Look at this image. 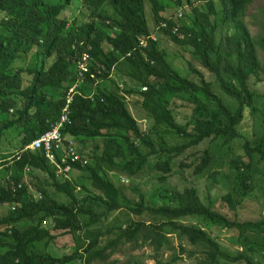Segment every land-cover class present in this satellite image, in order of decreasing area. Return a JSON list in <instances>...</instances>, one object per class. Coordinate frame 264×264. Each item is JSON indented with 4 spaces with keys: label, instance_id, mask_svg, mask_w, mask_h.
<instances>
[{
    "label": "trees",
    "instance_id": "1",
    "mask_svg": "<svg viewBox=\"0 0 264 264\" xmlns=\"http://www.w3.org/2000/svg\"><path fill=\"white\" fill-rule=\"evenodd\" d=\"M249 1L0 0V168L12 163L11 170L6 168L0 177V206L8 205L6 213H0V264H75L79 260L99 264L120 244L138 245L139 239L157 253L168 244L169 233L202 246L206 264H217L218 259L256 264L250 256L263 251L264 217L238 221L214 209L211 200L204 203L193 181L215 154L208 146L191 150L205 140L220 138L223 144L230 143L242 135L238 124L244 110L258 109L254 104L257 93L249 80L264 82V64L257 52L260 48L264 53V22L257 36L250 34L243 22ZM146 2L153 15L152 29L145 17ZM171 8L174 12L165 15ZM178 11L183 17L177 16ZM190 11L192 18L187 17ZM163 22L166 25L157 29ZM173 26L177 33L172 32ZM151 32L162 33L188 49L221 90L237 101L235 109L211 90L210 82L190 61L185 62V73L173 65L159 48L158 37L140 47V38ZM85 50L91 56L90 70L69 103L71 122L62 129L67 138L78 142L77 151L86 160L84 165L74 163L69 173L80 172L79 179L62 180L42 148H28L9 162L3 147L11 144L10 138L17 139L22 149L59 118L67 89L78 81L76 61ZM30 53L33 63L19 64L21 56ZM193 73L200 77V84L190 78ZM114 74L138 86L121 90ZM132 95L140 98L130 101ZM176 95L181 103L170 106ZM131 106L138 117L150 121L148 126L140 125ZM152 135L159 139L158 147ZM166 136L182 142L169 145ZM244 149L250 159L257 153L264 160L260 146L250 148L245 142ZM182 153L192 157L180 163L192 170L188 185L181 190L160 185L148 193L130 186L139 200H127L118 185L120 173L134 180L149 173L148 167L157 182H165L171 160ZM150 156L157 158L154 164ZM228 168L232 173L226 177H232L233 186L220 198L235 210L246 199L254 200L257 189L252 184L250 160L233 156ZM32 171L45 174L33 190L24 180L25 172ZM49 186L65 199L54 198ZM122 208L137 216L146 214L149 220L126 218L122 227L116 217L119 222L109 224L110 217ZM186 217L234 229L242 251L235 255L221 251L205 230L181 222ZM47 219L53 226L42 225ZM52 230L72 237L75 245L70 253L56 255L49 250L58 235ZM177 259L172 255L170 261ZM157 264L162 263L158 260Z\"/></svg>",
    "mask_w": 264,
    "mask_h": 264
},
{
    "label": "rangeland",
    "instance_id": "2",
    "mask_svg": "<svg viewBox=\"0 0 264 264\" xmlns=\"http://www.w3.org/2000/svg\"><path fill=\"white\" fill-rule=\"evenodd\" d=\"M215 1L216 3H219V0ZM145 6V17L147 19L148 25L152 29L154 25L152 23L153 15L149 10V5L147 2ZM105 8L107 9V7ZM172 12H174L173 8L166 10L164 14L169 15ZM192 15L193 13L190 11L187 17L192 18ZM243 22L250 31V34L253 36H257V34L262 31V24L264 22V0H251L246 4ZM157 37L160 40L159 48L163 50L165 56L172 62L173 65L176 67L178 66V68L183 73H185V69L187 68L185 62L190 61L192 66L203 74L205 80L210 82L211 90L220 96L223 99V102L230 109H235L237 106V101L229 95H226L221 90L215 77L208 70H206V68H203L195 59H193L188 49H183V47L174 44L167 36L162 33H157ZM257 52L261 64H264V53L260 50V48H257ZM33 61L34 59L32 53H30L27 56L22 55L19 64H30L33 63ZM114 76L117 83L121 85V90H126L128 86L133 85L132 81L125 77H120L119 74H114ZM190 78L199 84L201 83L200 77L194 73L190 75ZM249 83L257 93V96L254 99V104L258 107V109L251 111L249 107H247L244 110L243 119L238 124V130L242 135L233 139L228 144H223L222 140L217 138L213 141L205 140L191 148V150L201 151L208 146L215 154L214 160L212 159L208 168L201 175L195 177L193 181V185L197 188L200 199L204 203H207L209 200H211L214 209L225 214L230 219H236L238 221L259 220L260 218L264 217V160L260 159L259 154L257 153H253L250 159V155H248L244 149L245 142L249 143L250 148H253L254 146H260L262 149H264V82L254 83L252 80H249ZM133 86L138 85L135 84ZM183 96L186 97L187 95ZM128 97L130 101L140 98L138 95H132ZM198 99L200 101H205L200 95L198 96ZM180 103L181 98L176 95L171 101L170 106H177ZM131 109L135 116H137L138 113L135 112V107L131 106ZM138 118L140 125L143 128L149 125V120L144 118L141 119L140 117ZM152 138L156 143V147H158L157 144L159 143V139L155 135H152ZM164 139L169 145L182 142V139L177 137L166 136ZM10 142L11 144H6L3 148H5L4 151L7 154L13 155L16 151H18V140L10 138ZM76 143L77 149H79L80 146L78 142ZM228 145H230L231 148H229ZM233 156L240 157L245 162L250 160V164L253 168L251 172L252 184L257 189V194L254 196V200L246 199L238 208L235 210H230L226 203L222 202L220 197L229 191L233 186L232 177H226L232 173V171L228 168V160ZM191 159L192 157H186V153H182L172 159L171 172L165 182H157L153 176V170L147 167L146 171L149 173L141 174L137 178H134V180H130L128 177L120 173V178L118 177V185L121 186L124 194L127 197V200L129 201L134 199L136 201L139 200L138 194L134 193L130 189V186H137L139 190L145 193L151 192L153 188H156L160 185H164L169 188H178L181 190L185 185H188V183L191 182L189 174L192 170L189 167L183 168L180 163L186 164ZM156 160L157 158L153 156L149 157V162L151 164H154ZM11 166L12 163H9L8 167L5 165L1 167L0 177L2 175L4 177L6 172L5 169L8 168V170H11ZM74 173H76L75 176L69 175V179L71 178L72 181L77 180V174H80V172ZM110 174L111 177H113V173ZM44 178L45 174L40 171H32L30 173L25 172L24 174V180L29 183L31 190L34 189V183L40 184L39 182H42ZM48 191L51 192L53 197L58 200L65 199L62 194L54 192L51 186H49ZM36 195H38V193ZM236 198L239 197L237 196ZM7 210V204L0 206L1 214L6 213ZM116 217L119 220H122L120 223L122 227L126 225V221H123L126 218H130L129 220H149L146 214L137 216L133 213H127L126 209L122 208L116 211L114 215L110 217L108 223H118L119 220L115 219ZM46 221L47 222H42L44 227L53 226V222L50 219H47ZM181 222L184 224H194L205 230L217 242L219 249L223 252L235 255L237 252L242 251V247L238 243V233L234 229L222 228L216 226L212 222H206L204 219L200 218L186 217L181 219ZM106 228L107 227L104 225L103 229ZM51 233L58 234L56 239L50 243V246L48 247L53 254L60 255L62 253H70L73 250L75 243L69 234H60L59 231L54 230H52ZM253 234L254 233L252 232H247L248 236H252ZM112 236L113 235L110 234L104 237L102 240L105 241L108 237ZM167 236L168 244L163 245V247L157 251V253H155L153 247L147 244V242H145V244H141V239H139L138 245H134L133 242L120 244V246L117 247L112 255H109L105 261L99 262V264H157L158 260L162 264H199L200 262L202 264H206V255L203 252L204 249L202 246H194L185 238H179L176 233H169ZM181 248H183V250H181ZM260 249L263 250L261 253H255L250 256L256 262V264H264V245L263 247H260ZM172 255H176L178 257V259L174 262L170 261ZM75 264H83V262L79 260ZM217 264L232 263L225 262L223 259H218ZM240 264L245 263L241 262Z\"/></svg>",
    "mask_w": 264,
    "mask_h": 264
},
{
    "label": "built area",
    "instance_id": "3",
    "mask_svg": "<svg viewBox=\"0 0 264 264\" xmlns=\"http://www.w3.org/2000/svg\"><path fill=\"white\" fill-rule=\"evenodd\" d=\"M174 30H176V28ZM140 44L145 45L144 41H140ZM89 59V55L83 53L77 61L79 76H83V73L88 72ZM90 76L93 77V75ZM73 93L74 86L70 87L66 92V102L60 112L59 119L56 120L48 130L34 138L27 146L32 149L42 148L44 156L55 166L56 172L62 175L64 179L68 178V173L74 163H86V160L76 151L74 141L71 139L65 140L62 134L64 125L71 122L69 117V103L72 100ZM19 186L20 185H18V187ZM12 191L14 192L15 188H12Z\"/></svg>",
    "mask_w": 264,
    "mask_h": 264
},
{
    "label": "clouds",
    "instance_id": "4",
    "mask_svg": "<svg viewBox=\"0 0 264 264\" xmlns=\"http://www.w3.org/2000/svg\"><path fill=\"white\" fill-rule=\"evenodd\" d=\"M179 14H180V16H179ZM177 16L178 17H183V12H181V11H178L177 12ZM166 25V23L165 22H163V23H160V24H158V27H157V29L160 27V28H162V27H164ZM176 28V26H173L172 27V32L173 33H177L178 32V29L176 28V30H174ZM157 37V34H155V32H151L150 34H149V36H147V38H140V40L138 41V45L140 46V47H144V46H146L147 45V39H152V40H154L155 38ZM140 41H144V43H145V45H142V44H140ZM81 44V43H80ZM83 53H87L88 55H89V53L85 50V51H83L82 53H81V55L83 54ZM81 55L79 56V58L77 59V61L80 59V57H81ZM127 55H129V53H127ZM89 65H88V69L90 70V61H91V56L89 55ZM77 61H76V64H77ZM78 70V69H77ZM89 70H88V72H89ZM85 73H87V72H85ZM85 73H83V76H84V74ZM90 75H93L92 73H90ZM79 76V75H78ZM83 76H79V78H78V81L75 83V84H73L72 86H74V93H73V95L76 93V92H79L78 91V87L80 86L79 85V83L83 80ZM93 77H94V75H93ZM71 86V87H72ZM70 88V87H69ZM68 88V89H69ZM68 89H67V91H68ZM142 89H144V87L142 88ZM66 91V92H67ZM73 95H72V98H73ZM89 96H91V94L89 95ZM72 101V100H71ZM70 101V102H71ZM65 102H66V94H65ZM11 111V110H10ZM69 111H70V109H69ZM59 117H60V115H59ZM69 117H71V112L69 113ZM59 119V118H58ZM57 119V120H58ZM70 121H71V119H70ZM68 124H70V123H66L65 125H64V127L66 126V125H68ZM46 131V130H45ZM43 133V132H42ZM41 133V134H42ZM62 134H63V132H62ZM40 136V135H39ZM63 137L65 138V140H68V139H70V138H67L64 134H63ZM33 140V139H32ZM31 140V141H32ZM71 140H73V139H71ZM74 143H75V149H76V151L78 150L77 149V146H76V142L74 141ZM30 144V143H29ZM28 144V145H29ZM28 145H25L22 149H18V151H16L13 155H9L8 156V161L9 162H11V159H12V157H15V159H18V157L20 156V152L21 151H24V150H26V149H28L29 147H27ZM29 149H32V148H29ZM40 149V148H39ZM32 150H35V149H32ZM78 152V151H77ZM6 153V152H5ZM82 157V156H81ZM46 158V157H45ZM83 158V157H82ZM47 159V158H46ZM84 159V158H83ZM48 160V159H47ZM80 164L81 165H84V164H82L81 162H80ZM86 164V163H85ZM54 166V165H53ZM55 167V166H54ZM73 167V166H72ZM26 170H28L27 168H25V171ZM71 170H72V168H71ZM71 170L69 171V173L71 172ZM55 171H56V168H55ZM57 173V172H56ZM69 173H68V178H65L64 179V177L62 176V175H60L59 174V176H62L61 177V179L62 180H69ZM58 174V173H57ZM18 185H20V183H18ZM18 185H17V187H18ZM12 188H14V187H12ZM13 209V208H12Z\"/></svg>",
    "mask_w": 264,
    "mask_h": 264
}]
</instances>
